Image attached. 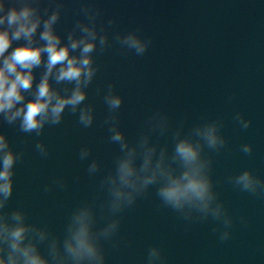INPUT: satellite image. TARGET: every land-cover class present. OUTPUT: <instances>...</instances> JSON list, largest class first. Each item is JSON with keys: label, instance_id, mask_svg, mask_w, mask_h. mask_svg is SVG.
<instances>
[{"label": "water", "instance_id": "obj_1", "mask_svg": "<svg viewBox=\"0 0 264 264\" xmlns=\"http://www.w3.org/2000/svg\"><path fill=\"white\" fill-rule=\"evenodd\" d=\"M91 2L103 10L104 23L116 18L110 34L139 27L142 35L152 37V44L142 57L125 54L118 45L96 54L100 71L85 101L95 105L91 128L78 125L76 116L67 111L61 124L45 126L39 137L0 123L13 149L24 152L15 165L8 210L22 208L29 222L47 225L62 235L71 211L96 195L118 152V145L108 142L103 124L108 109L96 89L114 83L124 98L120 126L130 140L156 110L167 112L173 126L185 120L186 131L201 117L223 119L227 145L219 154L211 153L212 178L234 224L231 238L224 243L218 233L211 232V220L186 230L183 220L160 206L153 187L148 197L121 214L114 237L119 243H104L106 264H145L152 245L163 249L167 264H264V198L240 192L226 181L246 169L264 178V0ZM80 6L81 0H65L57 24L61 35L66 36L81 18ZM233 94L235 99L229 101ZM236 112L251 119L248 129H240L232 119ZM165 139L171 150L170 139ZM41 140L49 148L47 158L34 148ZM243 143L253 145L251 155L239 151ZM82 146L92 150L89 161L79 159ZM93 158L100 161L101 172L89 177L87 165ZM56 177H63L67 187L44 192V186ZM241 216L246 217L247 226L240 222Z\"/></svg>", "mask_w": 264, "mask_h": 264}, {"label": "clouds", "instance_id": "obj_2", "mask_svg": "<svg viewBox=\"0 0 264 264\" xmlns=\"http://www.w3.org/2000/svg\"><path fill=\"white\" fill-rule=\"evenodd\" d=\"M64 11L65 0H0V123L17 127L21 133L39 137L45 126L61 124L66 111L76 116L78 125L91 128L95 105L85 101L100 71L96 54L118 45L125 54L142 57L152 44V37L142 35L139 27L110 34L116 18L104 23L103 10L91 0H81V18L66 36L61 35L57 24ZM96 93L108 109L103 121L108 142L118 145V152L112 168L100 179L96 195L71 211L62 235L47 225L29 222L22 208L8 210L15 165L24 152L14 150L7 134L0 131V264H106L104 243H119L114 237L121 214L148 197L153 187L160 206L183 220L186 230L211 220V232L219 234L221 243L227 242L234 219L216 190L211 155L227 145L223 119L201 117L186 131L185 120L173 126L167 112L156 110L130 140L120 126L124 98L115 84L97 88ZM228 99H235V94ZM232 119L242 130L252 124L241 112ZM165 138L170 139L171 150ZM34 148L41 158L48 157L49 148L42 140ZM239 151L251 155L253 145L243 143ZM91 152L82 146L79 159L89 161ZM100 172V161L91 159L89 177ZM226 181L240 192L264 198V178L251 169L230 175ZM66 187L64 178L56 177L43 190ZM239 220L247 226L246 217ZM145 264H167L163 249L152 245Z\"/></svg>", "mask_w": 264, "mask_h": 264}]
</instances>
